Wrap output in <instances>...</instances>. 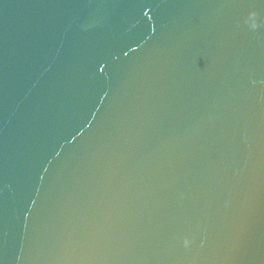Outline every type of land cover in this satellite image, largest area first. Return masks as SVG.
Masks as SVG:
<instances>
[{
	"label": "water",
	"instance_id": "obj_1",
	"mask_svg": "<svg viewBox=\"0 0 264 264\" xmlns=\"http://www.w3.org/2000/svg\"><path fill=\"white\" fill-rule=\"evenodd\" d=\"M0 264H264V0H0Z\"/></svg>",
	"mask_w": 264,
	"mask_h": 264
}]
</instances>
